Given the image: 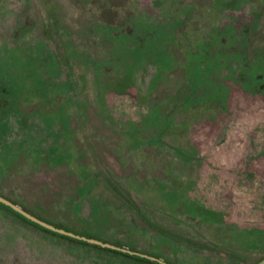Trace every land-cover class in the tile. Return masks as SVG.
Listing matches in <instances>:
<instances>
[{
	"label": "rangeland",
	"instance_id": "obj_1",
	"mask_svg": "<svg viewBox=\"0 0 264 264\" xmlns=\"http://www.w3.org/2000/svg\"><path fill=\"white\" fill-rule=\"evenodd\" d=\"M0 194L171 264L264 257V0H0Z\"/></svg>",
	"mask_w": 264,
	"mask_h": 264
},
{
	"label": "flooded vegetation",
	"instance_id": "obj_2",
	"mask_svg": "<svg viewBox=\"0 0 264 264\" xmlns=\"http://www.w3.org/2000/svg\"><path fill=\"white\" fill-rule=\"evenodd\" d=\"M210 216L215 219H222L223 214L210 212ZM63 248L62 245L52 248L41 239L29 236L12 224H7L0 220V264H80L74 261L73 258L68 257ZM230 258L229 261L231 262H228V264H241L239 260L235 259V256ZM165 262L171 264L167 261Z\"/></svg>",
	"mask_w": 264,
	"mask_h": 264
},
{
	"label": "water",
	"instance_id": "obj_3",
	"mask_svg": "<svg viewBox=\"0 0 264 264\" xmlns=\"http://www.w3.org/2000/svg\"><path fill=\"white\" fill-rule=\"evenodd\" d=\"M0 203L7 206L9 209L15 211L16 213H18L19 215H21L23 218L29 220L32 223H35L37 225H39L40 227L49 230L51 232L54 233H58L60 235L63 236H67L73 239H77V240H81V241H85L91 244H95L98 245L100 247H104V248H108V249H113V250H117L123 253H127V254H131V255H136L142 258H146L149 259L151 261L157 262L159 264H168L165 261H163L162 259L153 256V255H149L146 253H142L139 251H134L125 247H121L118 245H114L108 242H104L95 238H91V237H86L68 230H65L63 228L57 227L51 223H48L42 219H39L38 217H36L35 215L29 213L28 211L24 210L23 208H21L19 205L13 203L12 201H10L9 199L5 198L4 196L0 195ZM254 264H264V257L260 258L259 260H257Z\"/></svg>",
	"mask_w": 264,
	"mask_h": 264
},
{
	"label": "trees",
	"instance_id": "obj_4",
	"mask_svg": "<svg viewBox=\"0 0 264 264\" xmlns=\"http://www.w3.org/2000/svg\"><path fill=\"white\" fill-rule=\"evenodd\" d=\"M14 203H15V202H14ZM5 207H6V206H5ZM6 208H8V207H6ZM8 209H9V208H8ZM9 210H10L12 213H14L16 216H18L19 218H21L22 220H25V221H27L28 223H32V222H30L29 220L23 218V217H22L21 215H19L18 213L12 211L11 209H9ZM30 213H31V212H30ZM32 214H33V213H32ZM34 215H36V214H34ZM36 216H37L39 219H42V220H44V221H46V222H48V223H51V224H53V225H55V226H57V227H60V228L65 229V230L72 231V232H74V233H77V234H80V235H83V236H86V237L95 238V237L90 236V235H88V234L75 232V231H73V230H70L69 228H66V227L62 226V225L56 224V223H54V222H50V221H48V220H46V219H44V218H42V217H39L38 215H36ZM32 224L38 226V228H40V229L43 230V231H47V232H50V233H54V232L48 231V230H46V229L40 227L39 225H37V224H35V223H32ZM55 234H56V233H55ZM57 234H58V233H57ZM59 235H60V234H59ZM72 239H73V238H72ZM95 239H98V238H95ZM73 240L81 241V240H77V239H73ZM98 240H100V239H98ZM101 241H104V240H101ZM81 242H85V241H81ZM104 242H107V241H104ZM85 243H88V242H85ZM108 243H110V242H108ZM88 244H91V243H88ZM112 244H114V243H112ZM91 245H94V246H95V244H91ZM114 245H117V244H114ZM96 246H98V245H96ZM99 247H100V246H99ZM102 248H104V247H102ZM104 249H107V250H110V251H112V252H116V253L125 254V255H128V256H133V257L139 258V259H141L142 261H145V262H152V263H154V264H158V263H156V262H154V261H151V260H149V259H146V258H142V257L136 256V255L127 254V253H123V252H120V251H117V250H113V249H108V248H104Z\"/></svg>",
	"mask_w": 264,
	"mask_h": 264
}]
</instances>
